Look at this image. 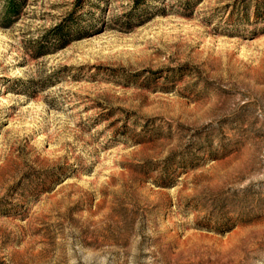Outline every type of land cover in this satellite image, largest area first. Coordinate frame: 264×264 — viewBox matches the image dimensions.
Here are the masks:
<instances>
[{
  "label": "rangeland",
  "instance_id": "374dc122",
  "mask_svg": "<svg viewBox=\"0 0 264 264\" xmlns=\"http://www.w3.org/2000/svg\"><path fill=\"white\" fill-rule=\"evenodd\" d=\"M0 264H264V0L1 18Z\"/></svg>",
  "mask_w": 264,
  "mask_h": 264
},
{
  "label": "trees",
  "instance_id": "16d2710c",
  "mask_svg": "<svg viewBox=\"0 0 264 264\" xmlns=\"http://www.w3.org/2000/svg\"><path fill=\"white\" fill-rule=\"evenodd\" d=\"M26 0H0L1 14L0 19L2 18L6 25H11L19 17L21 9L25 4ZM60 32V28L57 30ZM67 38L65 34L59 33L55 37V40H63Z\"/></svg>",
  "mask_w": 264,
  "mask_h": 264
}]
</instances>
